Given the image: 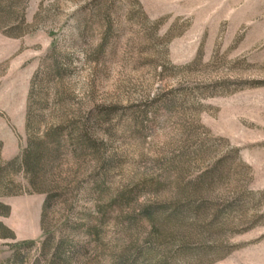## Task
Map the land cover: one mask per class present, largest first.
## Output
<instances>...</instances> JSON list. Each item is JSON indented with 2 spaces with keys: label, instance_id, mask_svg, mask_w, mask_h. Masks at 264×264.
Masks as SVG:
<instances>
[{
  "label": "rangeland",
  "instance_id": "374dc122",
  "mask_svg": "<svg viewBox=\"0 0 264 264\" xmlns=\"http://www.w3.org/2000/svg\"><path fill=\"white\" fill-rule=\"evenodd\" d=\"M0 264H264V0H0Z\"/></svg>",
  "mask_w": 264,
  "mask_h": 264
},
{
  "label": "trees",
  "instance_id": "16d2710c",
  "mask_svg": "<svg viewBox=\"0 0 264 264\" xmlns=\"http://www.w3.org/2000/svg\"><path fill=\"white\" fill-rule=\"evenodd\" d=\"M0 231L2 232V236H1V238L2 239H8V238H10L9 236H8V231L4 228V227H2L1 225H0Z\"/></svg>",
  "mask_w": 264,
  "mask_h": 264
}]
</instances>
